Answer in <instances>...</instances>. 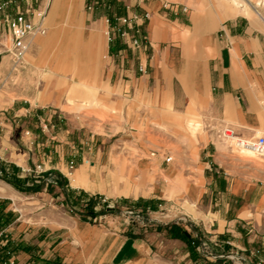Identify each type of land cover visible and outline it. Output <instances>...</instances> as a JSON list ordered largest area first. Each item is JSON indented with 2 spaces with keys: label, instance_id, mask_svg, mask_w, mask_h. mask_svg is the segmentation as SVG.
I'll list each match as a JSON object with an SVG mask.
<instances>
[{
  "label": "crops",
  "instance_id": "1",
  "mask_svg": "<svg viewBox=\"0 0 264 264\" xmlns=\"http://www.w3.org/2000/svg\"><path fill=\"white\" fill-rule=\"evenodd\" d=\"M22 10L46 34L27 39L13 72L11 36L0 31V249L11 245L9 264H235L230 255L264 264V161L235 156L221 137L225 128L264 136V0H31ZM131 11L149 14L148 45L134 50L112 29ZM166 147L173 163L159 156ZM180 166L181 194L162 185ZM148 169L151 187L129 191ZM122 187L128 196L113 194ZM170 195L195 209L184 228L164 222L152 232L101 212L117 199L147 207ZM83 198L102 205L82 214ZM174 225L191 244L169 234Z\"/></svg>",
  "mask_w": 264,
  "mask_h": 264
},
{
  "label": "built area",
  "instance_id": "2",
  "mask_svg": "<svg viewBox=\"0 0 264 264\" xmlns=\"http://www.w3.org/2000/svg\"><path fill=\"white\" fill-rule=\"evenodd\" d=\"M30 6L31 0H0V26H5L11 36L12 48L10 50L12 58V70L18 72L23 64L25 54L29 49L27 39L31 36H44L45 28L41 25H35L29 18V11L22 10V5ZM30 9V8H29ZM39 17L43 18V13H39ZM149 20L147 12L131 11L125 16L116 19L112 25V29L130 49H139L148 45V38L144 33V27ZM137 71L145 74L147 67L139 64ZM222 139L227 142L230 149L243 152L251 151L252 154L264 158V136H257L251 140L239 138L232 129L225 128L221 132ZM173 161L171 156L165 158L166 163ZM228 258L235 264H245L244 259L235 257Z\"/></svg>",
  "mask_w": 264,
  "mask_h": 264
},
{
  "label": "rangeland",
  "instance_id": "3",
  "mask_svg": "<svg viewBox=\"0 0 264 264\" xmlns=\"http://www.w3.org/2000/svg\"><path fill=\"white\" fill-rule=\"evenodd\" d=\"M96 1H99V3L101 5H103L105 2H107V0H84L85 5H87V7H93L94 3ZM0 31H3V26H0ZM0 32V36H1ZM221 141H223L221 139ZM228 147L229 145L227 144V142H224ZM175 149H172L170 147H166L163 148L159 151V156H171L173 158V161L170 163H173L176 160V156L173 153ZM233 154L243 160L246 161H264V158L258 157L254 154H249L247 152H241V151H236L235 149H231ZM166 165V163L164 162L162 168H164V166ZM125 172L126 173H133L135 174L137 177H139V175L137 174L138 168L134 165H130V164H126L125 166ZM186 167L184 166H180L179 169L175 170V179L174 181L170 180V178H166L164 177V180L162 182L163 187L165 188L166 186L170 187V188H175L177 189V192L179 194L183 193L186 191V183L187 181L183 178V174L186 172ZM154 172V169H148L147 171V179L146 180H138V179H134L131 180L129 183L131 184V188H129V191H133V190H140V188H144V187H151V183L152 180L149 179V176L151 175V173ZM142 176V175H141ZM108 185H112V182L108 181L107 182ZM41 188V187H40ZM40 191V189L38 190ZM114 195L116 196H128L130 193H126V188H121L118 191L115 190ZM84 203L87 204V207L85 208V210L82 211V214H93V208L96 207V205H102L101 201L97 198V199H88V198H83ZM133 201L130 199H117V202H115L114 205H110L107 202L103 203V207L101 209V212H118V213H124L125 216L128 217V220L130 222H132V224H138L139 222H142L144 224H148L146 226V229L148 231H155L158 230V228L160 226H164V222H168V224H172V222H178L180 223L179 225L181 227L184 228V225L187 224V222L184 220L186 219V215L187 212H192L194 209L193 205L191 202L188 201V199L186 197L183 196H175V195H170L166 197V201H161V200H149L147 207H144L142 204H136L133 205L132 203ZM165 202V204H164ZM156 205L157 209H158V217H154L155 215H151L150 211L153 210V206ZM139 212V213H137ZM71 213H79V211H76L74 209H72ZM154 218H159V219H154ZM200 232L199 229L197 231V233ZM200 234V233H199ZM198 235V234H196ZM202 239L205 240V236L204 234L201 236ZM196 239V237H195ZM202 253L208 254L210 252H212L211 250H209L205 245L203 246V248L201 249ZM233 262V261H232ZM9 264V262H8Z\"/></svg>",
  "mask_w": 264,
  "mask_h": 264
},
{
  "label": "trees",
  "instance_id": "4",
  "mask_svg": "<svg viewBox=\"0 0 264 264\" xmlns=\"http://www.w3.org/2000/svg\"><path fill=\"white\" fill-rule=\"evenodd\" d=\"M8 183H10L12 186H14L16 189H18L21 192H36L40 189V186H32V187H27L22 185V182L16 180V179H8L6 180ZM169 234L173 238H178L182 239L183 241L188 242L191 244V239L190 235L185 231L179 228L178 226H172ZM11 245H6L4 248L0 249V264H8L9 262V257L11 255Z\"/></svg>",
  "mask_w": 264,
  "mask_h": 264
},
{
  "label": "bare ground",
  "instance_id": "5",
  "mask_svg": "<svg viewBox=\"0 0 264 264\" xmlns=\"http://www.w3.org/2000/svg\"><path fill=\"white\" fill-rule=\"evenodd\" d=\"M244 151H246V152H249L250 154H252V152H251V151H248V150H244ZM0 191H2V192H3V188H2V187H0Z\"/></svg>",
  "mask_w": 264,
  "mask_h": 264
}]
</instances>
